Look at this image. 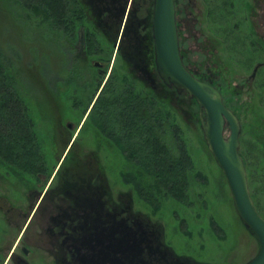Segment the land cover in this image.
I'll use <instances>...</instances> for the list:
<instances>
[{
	"label": "rangeland",
	"instance_id": "obj_1",
	"mask_svg": "<svg viewBox=\"0 0 264 264\" xmlns=\"http://www.w3.org/2000/svg\"><path fill=\"white\" fill-rule=\"evenodd\" d=\"M132 1L114 43L97 27L89 8L84 28H78L76 38L71 39L12 0H0V57L29 108L45 163L49 172L53 171L48 181L42 178L40 182L0 163V264L8 258L12 241L17 247L9 264H17L19 258H25V264H82L76 254L70 255L68 240L65 243L64 236L60 240L55 235L53 218L78 216L81 209L88 213L111 207L138 215L139 225L147 228L149 224L152 238H157L179 262L236 264L257 254L259 241L239 217L226 177L206 142L199 104L185 92L179 98L165 100L194 164L186 202L159 192L145 173L141 174L144 193L136 190L130 175L138 168L87 121L79 130L76 154L54 177L40 208L27 224L34 201L43 196L37 192L48 186L60 166L61 159L55 153L59 156L68 146V125L72 124L71 131L77 125V131L82 127L113 68L121 77L129 75L139 91L159 94L155 55L153 64L150 58L148 63H141L126 57V44L119 50ZM175 1L184 64L196 77L215 86L225 105L238 117L240 155L246 164L252 199L264 217V0ZM150 22L148 29L153 32ZM85 29L97 33L98 53L87 54L82 38ZM139 46L144 54L151 55L148 37ZM95 62L102 66H95ZM53 133L64 140L55 137L52 144ZM229 133L227 130L226 137ZM173 134V129H167L164 139L178 155ZM91 153L97 162L89 158ZM98 187L101 193L106 192L104 205L96 197L92 200L93 193L85 198V189L88 193ZM75 190L80 204L71 207L69 199ZM151 193L154 200L148 196ZM22 240L32 252L27 257L21 249Z\"/></svg>",
	"mask_w": 264,
	"mask_h": 264
},
{
	"label": "trees",
	"instance_id": "obj_2",
	"mask_svg": "<svg viewBox=\"0 0 264 264\" xmlns=\"http://www.w3.org/2000/svg\"><path fill=\"white\" fill-rule=\"evenodd\" d=\"M12 1L48 21L54 29L63 30L71 39L76 38L78 28H84L89 8L97 27L116 43L130 0ZM153 4L154 0H133L129 10L119 50L126 44L124 54L135 62L148 63L150 58L154 63L153 32L148 29V20L153 22ZM83 33L87 54L98 53L97 33L86 29ZM146 37L152 44L151 55L144 54L139 46ZM130 79L127 74L121 77L113 68L86 122L142 171L135 170L130 175L136 190L144 193L141 174L145 173L151 176L159 192L186 202L194 164L165 100H174L180 94L160 76L158 96L139 91L137 83ZM12 80L0 57V163L17 174L35 176L44 171L45 158L29 108ZM167 129L174 131L178 155L164 139ZM123 176L126 180L127 175ZM148 196L154 200L153 193ZM86 210L78 211L79 221L73 227L77 238L68 240L70 255L76 254L82 264H186L170 257L157 238H152L151 231L141 227L138 215L113 207L93 212L91 209L88 213ZM64 228L72 232L70 227Z\"/></svg>",
	"mask_w": 264,
	"mask_h": 264
},
{
	"label": "water",
	"instance_id": "obj_3",
	"mask_svg": "<svg viewBox=\"0 0 264 264\" xmlns=\"http://www.w3.org/2000/svg\"><path fill=\"white\" fill-rule=\"evenodd\" d=\"M152 29L159 76L166 85L175 88L179 94L188 93L199 104L206 142L226 177L235 209L259 241L257 254L247 262L236 264H264V217L252 199L246 165L240 155V121L225 105L221 92L196 77L184 64L175 0H154ZM95 66L102 65L95 62ZM227 130L230 132L228 137L225 135Z\"/></svg>",
	"mask_w": 264,
	"mask_h": 264
},
{
	"label": "flooded vegetation",
	"instance_id": "obj_4",
	"mask_svg": "<svg viewBox=\"0 0 264 264\" xmlns=\"http://www.w3.org/2000/svg\"><path fill=\"white\" fill-rule=\"evenodd\" d=\"M91 109H90V111H91ZM89 114H90V112L88 113V115L86 116V118L83 120V122L81 124L82 127H80L78 129V131H77L78 125H77V127L73 131H71V129H70V128H72V124H69L68 125V127H69V128H67V129H69L68 132L71 133V136L69 135V140H68V146H67L68 149L65 148L64 152H62V154H60L59 156H58V153H55V155H57L58 159L59 160L61 159L60 166L57 168V170H56V172H55L52 180L49 182L48 186L46 188L44 187V189L42 188L43 190H40V191L37 192V193L40 192L39 194H42L43 193V196L40 197L39 200L36 199L34 201L33 206H32V209L30 211V214L27 215V217H29L27 224H29V222H31V220L34 217L35 213L40 208V205H41V203L43 201V198L47 195L48 190L50 189V185H51L52 181H54L53 180L54 177L57 176V173H58V175H60L61 170L65 167L66 161L67 160L69 161L73 157V155L76 154V152L74 151V146L76 144V139H78L79 133H80V131H82L81 129L83 128V126H85L86 120H87ZM60 133H62V131ZM53 135H54V133H53ZM55 137H57L56 139L62 138V140H64V137H61V136L58 137L57 135H54V137L52 138V144H53V141H54V138ZM97 137L98 136L96 135V139H97ZM103 140L104 141L107 140L106 142H110L109 139L106 138V137H103ZM55 145H57V142L56 141H55ZM69 147H70V149H69ZM66 149H67V151H66ZM56 151H57V149H56ZM89 158L91 160L95 161V162L98 161V158L95 156L94 153H91V155L89 156ZM52 174H53V171L52 172L51 171L49 172L48 167H47V163H45V169H44V171L38 172L33 177H35V179L36 180H39L40 182L42 181V178H43V179H45V182H46V181L49 180V178H51ZM82 180L85 181V179H82ZM75 188L76 187H74L73 189H75ZM91 190L93 192L90 191V192L87 193V190L86 189H85V191H83V192H85V198H87V199L90 198V194L93 193V194H95V196L93 195L92 200H94L95 197H96L97 201L100 202V203H102L104 205L106 203V200H107V198H105L106 192L104 191L103 193H101L100 187L96 188V190H94L93 188ZM75 192H76V190L73 192L74 194H72L71 195L72 197L70 196L71 198L69 199L71 201V204H70L71 207L74 204L75 205L80 204L79 203V200H78V195ZM76 208L77 207H74L72 210H75ZM71 215H69V216L66 215V217L64 219H62L63 217H61V218H58V217L53 218V221L56 224L55 227H54V232H55V235H57V236L60 237V240H63L64 239L63 236L65 237V240H74V239L77 238L76 237L77 236L76 230L73 227H74V225H77L78 224L79 217H77L76 213L75 214H71ZM64 227H70L72 229V232L66 230V228H64ZM147 228H148L147 230H150L154 234L153 229H152V227L149 224L147 225ZM21 238H22V235L20 236V234H19L18 241H20ZM21 242H22V248H21L22 249V252L24 253L25 257H27V255L31 254L32 252L29 249H27V247L25 245H23V244H25V241L24 240H22ZM12 243H13V241H12ZM12 243H10V246L8 247V250H9V254L7 256L8 258H6V260L4 261L3 264H9V261L14 256L15 249H16L17 246L16 245L14 246ZM25 262H26V259L25 258H19V259H17V264H25Z\"/></svg>",
	"mask_w": 264,
	"mask_h": 264
}]
</instances>
